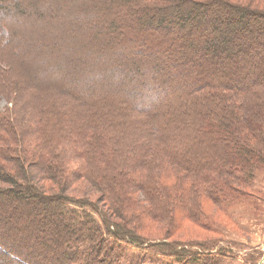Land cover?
Returning a JSON list of instances; mask_svg holds the SVG:
<instances>
[{
	"label": "trees",
	"instance_id": "1",
	"mask_svg": "<svg viewBox=\"0 0 264 264\" xmlns=\"http://www.w3.org/2000/svg\"><path fill=\"white\" fill-rule=\"evenodd\" d=\"M61 1L70 9L76 0ZM213 1L204 4L198 3V0H95L91 9L88 5L80 6L82 8L77 13L79 18L84 21L92 19V9L97 5L101 9L97 16L101 18L100 22L105 21V29L96 30L91 35V42H101L104 33L107 37L116 38L113 46L117 50L121 52L127 48L132 56L121 60V65L117 66L115 58H112L114 56L103 57L106 47H101L102 44L99 46L101 49L94 48L95 53L92 55L77 50L76 64L69 69L75 70V75H72L76 78L67 73L72 79V87L58 89L53 85L49 88L53 91L51 97L62 98L68 108L55 101L45 102L43 106L36 104L40 93L48 90L46 88L31 87L25 90L28 95L23 96V102L30 103V118L34 117L35 120L32 150L21 143V128L16 126L15 121L16 110L0 106V131L4 125L7 130L2 131H7L12 139L0 134V264H154V261L144 260L146 257L151 258L147 250L154 251L153 254H168L176 259V264H195L204 261L203 258L208 259L209 255H223L226 252L220 242L212 250L178 247L166 240L148 242L135 230L137 218L131 217V213H124L130 209L123 208L134 203L133 195L142 186L150 196L166 206L170 205V202H166L167 195H179L175 202L183 203L181 196H191L201 191L207 193L210 200L215 198L214 201L228 203L233 193L243 185H248L256 170L264 166V118L259 121L251 113L244 112L236 104L237 98L234 96L245 97L247 91L253 88L263 89L264 73L251 75L257 82L243 87L239 82L221 81L209 71V68L214 70L221 65L226 57L246 48H254L247 38L252 37L253 32L260 31L264 14L225 0ZM30 2L0 0V101L5 99L14 103V90L19 80L16 79L17 67L21 71L22 67H27L25 58L31 61L24 56L27 48L22 42L23 33L18 21L28 19L31 11L35 15L31 19L36 20L43 17V12L35 6L28 10ZM211 6L222 10H212ZM112 12L119 17H110ZM1 32L5 34L1 35ZM202 34V43H205L210 53L195 57L198 52L197 41ZM209 36L211 39L206 40ZM62 39L61 35L59 44L64 43ZM85 47L87 50L91 45ZM169 47L179 48L180 55L173 61L160 55ZM141 56L148 57L146 69L153 67L163 71L170 65L174 70L178 69V74L189 73L192 81L197 83L191 87L193 91L186 94V98H193L192 108L189 116L185 113V124H180V130H195L197 127L196 135L183 136L178 128V134L173 133L177 136L161 142L158 137L165 130L161 125L153 128L157 131L156 140L148 139L145 144L141 141L134 147L139 164L144 160L149 161L151 155L159 154L164 159L163 166L168 167L166 172L157 170L154 173L156 184H150L149 188L143 185L144 180L133 178L132 181L129 177L133 175L124 174L121 169L123 164L136 166L135 156L131 150L125 153L122 150L124 146L120 145L122 139H131L134 129L140 135L143 131L149 133L143 127L144 122L135 116L146 114L136 104L117 98L113 93L115 91L109 87V81L114 80L129 84V79L140 72ZM101 59L107 61L101 62ZM192 63L195 64V71L191 69ZM90 70L99 71L101 83L97 82L99 79L86 78L85 74H89ZM43 74H48V71ZM33 80L34 76L31 79L27 77L25 81L30 84L28 82ZM58 80L61 84L62 80ZM74 87H80L84 96L73 93ZM111 102L118 107L112 108ZM118 108L126 109L130 114L127 124L114 111ZM228 123L234 124L230 133ZM198 126L201 131L199 136ZM242 132H245L243 136ZM217 134L232 140L230 150H234V153L225 152L226 147L224 150L218 149L221 146L217 144L211 157L206 156L205 160L201 157L200 161L197 157L196 160L192 152L203 141ZM9 141H13L10 146ZM126 142L130 147L133 145L130 141ZM72 154L79 155V158L90 164L92 172L93 168L99 169L96 177L98 184L108 181L114 185V191L106 190L108 208L102 209L93 202L65 195H49L37 187L36 183L41 179L53 185L61 182L63 188L69 186L71 178L76 176L66 163L68 158L71 160ZM129 157L134 159L132 163L128 162ZM146 168L150 173L149 167ZM85 172L77 173L86 179L88 173ZM148 173L146 179L150 176ZM168 176L175 177L173 182L176 184L164 183L163 179ZM141 211H144L143 208ZM168 248H172V252L169 253ZM139 249H144L141 255L143 259L139 257ZM117 250L122 252L120 257L115 253Z\"/></svg>",
	"mask_w": 264,
	"mask_h": 264
},
{
	"label": "rangeland",
	"instance_id": "2",
	"mask_svg": "<svg viewBox=\"0 0 264 264\" xmlns=\"http://www.w3.org/2000/svg\"><path fill=\"white\" fill-rule=\"evenodd\" d=\"M225 1L235 6H241L264 14V0ZM213 2V0H198V3L204 4ZM74 3L75 4L68 9L66 3L62 1L59 2V0H31L27 9L32 10L31 6H35L39 11L43 12V17L32 20L31 17L35 15L33 14L34 12L31 11L28 19L23 18L21 22L18 21L19 28L23 33L22 42L27 48L24 56L28 57L31 61H27V58H25L27 67H22L21 71H19L17 67L18 74L16 79L19 80H17L18 85L14 90V94H16L14 103L11 102V104L3 99L0 101V106L2 108L13 107L16 110L17 120L19 121L16 120L15 116L14 117L16 126L18 127L19 125V128H21V143L23 147L27 146L30 150H32V146L34 145L32 135L35 133V120L34 117H32V119L30 118L32 112V110H30L31 106H29L30 103L23 102V96L28 95L25 90L31 89V87H36L37 89L46 88L48 90H41L42 93H40V98L38 97L39 101H37L36 104H41V106H43L45 102L49 103L55 101L58 103L60 102L62 105L65 104V106L63 105L64 108H68L67 103H65L62 98L58 97L53 99V97H51L53 91H50L51 89L49 88L53 85L57 86L58 89L61 87H72V85L70 86L72 79L69 78V75L71 77L75 75L73 72L75 70L69 71V69L74 63L76 64L75 57L77 56V50L80 53L87 51L86 53L89 52V55H92L95 53L94 48L96 49L102 44L101 47H106V52L103 54V57L109 55L114 56L112 58H115L117 66L121 65L119 63L121 60H126L132 56V53L127 48H123L121 52L119 49L117 50V47L113 46L115 45L114 40H116V38H112L111 36L107 37L104 33L102 34L104 37L101 42H91V35H93L96 30L102 31V29H105V21L103 22L102 20L100 22L101 18L97 16V13H99L101 9H99V6L95 5V8L92 9V11H94L92 14L94 17L84 21L79 18L77 14L82 8L80 6L88 5L91 9L94 7L95 0H76ZM210 8L212 10H222L220 7L215 6H211ZM115 15L119 17L115 12H112L110 17ZM262 23L263 25L260 27V31L253 32V36L247 38L250 39V43L254 45V48H246L243 51L237 50L238 52L236 51L237 53L235 55L226 57L222 60L221 65L217 66L214 70L209 68L210 73L217 76L221 81L226 83L229 81L239 82L240 86L243 85V87L257 82L255 77L251 75L264 73V20ZM81 32H83V34ZM4 34V32H1V35ZM61 35L64 43L59 44ZM202 37L203 34L200 36L201 40L199 39L197 41L198 52L195 57L210 53V51L205 48V43H202ZM108 38L109 44L107 46ZM209 39H211L210 36L206 40ZM88 43H90L91 48L85 50V45L90 47ZM259 43L263 44H260V46ZM142 44L145 45V43ZM19 47L22 50V46L20 45ZM165 49L166 48L161 51ZM167 49V51L160 53L162 57L169 61H173L174 58L179 57V48L173 49L169 47ZM141 58L143 61H140V64L143 66L140 65V72L129 79V84L122 80L119 82L114 80L109 81V87L112 91H115L113 93L116 94L117 98L136 104L141 107L146 114H135V116L140 118L142 123L144 122L143 127L147 129L149 133L145 134L143 131L140 135L136 133L134 129L131 135L132 140L128 138L122 139L120 145L124 146L122 150L125 153L131 150L132 154L135 156L134 164H136V166H127L123 164V168L121 169L124 174L136 176H132V178L129 177L132 181L134 180L133 178L144 180L145 184L143 185L148 187L150 184H156L154 182H156L157 178L154 173L157 170L166 172V168L168 167L163 166L164 159L159 154H155V156L151 155L149 158L150 162H145L144 160L139 164L136 156L138 154L135 153L134 147L138 142L143 141L145 144L148 139L154 140L157 131L153 128L161 125L165 127V130L161 132L163 135L159 134V141L162 142L163 140V142H165L167 138L173 137L174 135L177 136L178 128L180 130V124H185L184 121L186 119L184 120V116L186 114L189 116L192 108L190 105L193 98L190 96L186 98V94L188 95L193 91L194 88L191 87L197 85V83L192 81L189 73L183 72L178 74V69L175 68L174 70L170 65L163 71L154 69L153 67L146 69L145 63L148 57L141 56ZM103 61L107 60L101 59V62ZM229 68L231 69V73L229 72ZM126 69L130 70L128 67ZM191 69L194 71L196 70L195 64L192 63ZM45 71H48V74H43ZM90 71L89 74H85L88 80L99 79V71ZM67 73L70 74L68 75ZM80 75H82V72H80ZM33 76L34 80L28 82L30 84H26L25 80L27 77L31 79ZM59 78L62 80L61 84H59ZM97 82L101 83V79ZM199 85L198 81V86ZM184 86H190V88H185ZM25 87L27 88L25 89ZM72 91L75 94H82L84 96V91L81 90L80 87H74ZM55 93L56 92H54V95ZM234 96L237 98L235 100L236 104H239L244 112L251 113L254 119L259 121L264 118V88H253L247 91L245 97H240L237 94ZM111 103L112 108L114 106L118 107L113 104V102ZM20 108H22V111ZM114 111L117 112L119 119H121L124 124L125 122L127 124L130 115L128 111L122 108H118ZM231 123H228L229 133L233 130L232 125L234 124ZM90 127L91 125L88 124V128ZM2 128V130H7L4 125ZM196 129L197 127L195 130L186 128L180 130L179 133H182L183 136L188 134V136L191 137V135H196ZM2 130L0 134L9 138V134L6 133L7 131L5 132ZM174 132L177 134H173ZM244 133L245 132H242V135L241 133L238 134L243 136ZM199 134H201V131L198 126V136ZM12 136L14 137L15 135ZM147 136H149V138H145ZM126 141H130L133 145L130 147ZM231 141V139H224L220 134H217L213 137L211 136L208 140H205V142L203 141L192 154L196 160L198 157V161H200L201 157L205 160L206 156H212L213 148L217 147V144L221 146L218 147V149L224 150L226 147L225 152L234 153V150H230L232 145ZM11 142H8V146L12 144ZM148 147L150 148L151 146L149 145ZM134 159L129 157L128 162L132 163ZM66 163H68V167L72 173L74 172L76 175L71 178L69 186L65 185L66 188H63L61 182L58 185H53L41 179L37 181V187L39 186L38 188L41 190L47 191L49 195H65L76 200L93 202L102 209H105V207L108 208L109 204L106 201V190L111 192L114 191V185L112 186L108 181L104 184H98V182H96V177H98L99 169L93 168L94 170L92 172L89 168L90 164L84 162L77 154H72L71 160L68 158ZM146 166L151 170L150 173H148ZM79 171H86L85 173H88V176H86L87 178L84 179L83 175L80 176V173H77ZM147 173L150 174L148 179L145 178ZM120 178H123V176ZM174 180L175 177L168 176L163 179V182H172L174 185L176 184L173 182ZM32 183L34 184V182ZM136 183L137 185L139 184L138 181H136ZM99 186H101V188ZM167 196L166 202H170V205H161V202L159 203V200L154 199L155 197L152 195L150 196L142 186L138 191L136 190L133 195L134 205L130 204L129 207L123 206L124 210L130 209L124 213H127V215L131 213L129 214L130 216L132 215L131 217L137 218L135 225H133L136 226L135 230H137L139 236L144 240L152 243L166 240L178 247H202L207 250L214 249V246L220 242L221 247L226 250L223 255H209L207 257L208 259L203 258L204 261H200V263L196 262L195 264H255L256 262H258L257 264H264V166L256 170L252 180L248 182V185H243L239 191L233 193L228 203L214 201L216 200L215 198L210 200L207 197V193L205 194L203 191L191 194V196H181V199L184 200L183 203L180 202L181 204L175 202L179 195L171 194ZM142 208L144 211H141ZM146 211H148V213H146ZM133 213H135V215H133ZM95 217L101 224L99 217L96 215ZM168 250L169 253L172 252V248H168ZM137 252L139 257L143 259L141 255L144 254V249H139ZM152 252L154 251L147 250L151 258L146 257L144 260L146 259V261L150 262L154 261V264H176V259L169 257L168 254L161 255L153 254ZM115 253L120 257L122 252L117 250ZM111 259L113 261V257H111Z\"/></svg>",
	"mask_w": 264,
	"mask_h": 264
},
{
	"label": "water",
	"instance_id": "3",
	"mask_svg": "<svg viewBox=\"0 0 264 264\" xmlns=\"http://www.w3.org/2000/svg\"><path fill=\"white\" fill-rule=\"evenodd\" d=\"M264 261V260H263Z\"/></svg>",
	"mask_w": 264,
	"mask_h": 264
}]
</instances>
